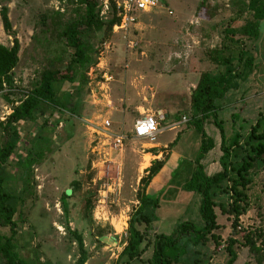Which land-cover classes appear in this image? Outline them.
I'll list each match as a JSON object with an SVG mask.
<instances>
[{"label":"rangeland","instance_id":"rangeland-1","mask_svg":"<svg viewBox=\"0 0 264 264\" xmlns=\"http://www.w3.org/2000/svg\"><path fill=\"white\" fill-rule=\"evenodd\" d=\"M116 1L119 3L122 0ZM244 1L162 0L157 10L163 11L168 19L166 22H144L143 27L133 26L128 35L114 33L107 43L100 47L97 45L96 64L88 73L89 86L84 93L80 92L78 84L57 86L59 96L67 100L69 109L51 111L45 118L52 124L62 118L73 121L71 126L61 123L50 137L47 133L43 134L50 139L46 143L49 149L41 164L34 168L32 182L35 192L32 196L24 194L20 164L35 146L42 131V121L18 125L22 139L5 166L4 174L6 188L15 197L11 205L17 210L14 220L18 224L17 244L23 259L31 264H78L82 253L74 236L77 232L83 237L88 254L86 264H151L152 246L157 234L173 235L184 222H192L200 229L205 227L200 211L202 197L183 191L184 184L194 171L193 163L199 144L196 133L190 129L192 101L188 88L194 91L193 87L197 88L205 73H223L226 68L224 61L234 56L239 59L244 43L246 58L252 56L255 62L251 69L244 62L239 67L242 73L240 103L233 111L240 115V119L241 112L245 113V124L239 123L241 128L244 127L241 132L243 140L259 116L264 114V21L259 38L252 41L246 39L243 27L253 16L249 12L241 15ZM0 2L2 7L9 8L10 20L21 44L20 64L14 72L16 90L0 94L2 145L4 134L1 123L12 114V102L23 99L49 63L62 56L58 32L65 22L76 18L80 5L72 0ZM202 7L207 17L216 18L215 25L200 30L197 38L191 42L181 40L179 46L178 35L182 27L175 23L176 16L183 10ZM110 10L109 2H104L102 16L109 18ZM169 11L175 15L169 16ZM56 13L64 16L59 26L53 19L57 18ZM0 42L7 47L14 45V38L4 31L1 14ZM132 44H135L134 48ZM176 52L185 56L184 63L173 62L176 57L173 53ZM237 65L236 62L232 67L236 68ZM104 73L114 77V81L108 84L114 110L105 108ZM174 73L194 75L184 89L182 79L173 77ZM230 100V97H225L223 103L226 105ZM166 104L170 113L176 107L171 113V125L178 124V115L182 120L179 123L183 122L184 117L187 121L174 132L168 128L169 123H162L161 129L164 131L154 142L165 147L180 136L177 145L170 144L167 149L151 147L152 142L136 138L133 132L134 122L140 117L136 107L143 105L156 112L158 106L166 108ZM101 117L112 122L114 134L126 136L123 151L115 150L112 141L87 128L89 121L100 124ZM220 119L227 125L226 121H231L230 112L221 114ZM210 122L209 131L211 127L216 130L217 134L213 137H218L221 146L220 131L214 121ZM220 146L210 155L207 164L212 163L216 155H223ZM148 153L156 156L162 153L163 156L152 159L145 157ZM157 160L164 161L166 165L159 183L153 188L152 198L159 201V207L148 211L155 217L149 232L145 225L139 227L141 231L148 232L149 238L144 246L148 244L149 249L141 259L131 261L121 256L129 239V222L139 207L141 179L147 176V170ZM214 162L217 164L218 159H214ZM144 168L145 172L142 173ZM215 170L208 172L205 168V173L213 177L222 168ZM252 177L254 182L249 191V211L242 216L236 234L240 240L247 231L264 226V162L256 163ZM65 194L70 195L66 199L67 208L63 205ZM221 198L226 206L227 198ZM217 214L221 226L215 232L220 238L219 246L211 241L206 247L198 249L203 264H226L228 261L225 246L234 234L232 218L220 209H217ZM3 223V217H0L1 236H11L10 228ZM237 252L239 258L236 264L253 261L248 249L239 247ZM0 264H5L2 257Z\"/></svg>","mask_w":264,"mask_h":264},{"label":"trees","instance_id":"trees-1","mask_svg":"<svg viewBox=\"0 0 264 264\" xmlns=\"http://www.w3.org/2000/svg\"><path fill=\"white\" fill-rule=\"evenodd\" d=\"M80 5L76 18L65 22L58 32V40L62 45V56L52 60L48 67L40 73L39 80L32 89L16 102H12V114L5 122L1 123L4 134V143L0 145V217L4 219V225L10 228L11 236L4 237L0 234V257L5 264H31L19 254L17 244L18 224L14 220L17 214L16 208L11 205L15 199L6 188L5 166L14 155L22 139L18 125L22 122L36 124L42 121L41 133L31 148L26 159L20 164L23 172L24 194L32 196L35 192L33 185L34 168L40 165L45 157L46 144L52 132L59 128L61 123L72 125L71 118H62L55 124L48 120L46 115L51 111L63 112L67 109V100L59 96L58 85H79L81 93L89 86L88 73L96 64L95 55L98 54L97 45L102 46L114 35V28L121 23V9L116 0H72ZM110 4V17L102 16L103 3ZM0 7H2L0 2ZM251 13L253 19L244 26V36L249 41L257 40L264 21V0H246L243 2L241 15ZM1 19L5 33L14 38V45L7 47L0 42V94L16 90L14 72L20 64L21 44L14 31L10 20L8 7H2ZM56 25L63 14L56 13ZM98 38L99 40H95ZM241 50L238 65L233 68L230 58L224 61L227 67L224 73L202 75L197 88L191 96L192 118L190 129L196 133L200 140V148L194 159V171L190 179L184 184L183 191L199 194L202 197L201 216L205 223L203 229L198 228L192 222H184L173 235L157 234L153 242L151 264H203L201 247H206L211 241L219 246L220 238L215 232L221 229L217 209L232 218L233 236L229 238L225 246L228 254L226 264H236L239 255L237 248L249 250L253 257L252 262L246 264H264V226L249 230L240 240L236 234L240 228L242 216L246 215L250 206L249 191L254 182L252 171L258 161L264 162V114L260 115L257 122L251 127L250 132L243 140L242 134L228 138L224 122L220 120L219 113L223 111L222 101L232 89L236 79L242 77L240 65L244 62L247 68H252L254 59L247 56L246 50ZM237 75L233 77L234 72ZM69 111V110H68ZM219 129L223 156L220 160L222 171L211 177L205 173L202 164L205 157L214 150V140L208 136L205 125L210 121ZM180 115L176 122H181ZM47 133L49 137L43 134ZM180 136L174 145L179 143ZM236 160V162H234ZM239 160V161H238ZM165 167V162L157 160L147 170V176L141 179V187L138 192L139 207L129 222V239L122 252V257H128L131 261L139 260L149 249L144 246L149 238L148 232L155 221L154 215L148 211L159 207V201L147 194V189L153 179L160 174ZM70 195L65 194L63 205L67 208L66 199ZM227 198L225 206L223 197ZM146 226L145 231L139 227ZM74 236L81 251L78 264H86L88 254L85 250L83 237L75 232ZM104 239V238H103ZM193 254V255H191ZM194 258V260H193ZM193 262H191L192 260Z\"/></svg>","mask_w":264,"mask_h":264},{"label":"crops","instance_id":"crops-1","mask_svg":"<svg viewBox=\"0 0 264 264\" xmlns=\"http://www.w3.org/2000/svg\"><path fill=\"white\" fill-rule=\"evenodd\" d=\"M157 9L154 10L153 12H151V13H148V14L142 13V14L138 15V23L136 24L135 27L136 28L137 27H143L144 26V22H149L150 24H157V23H164V22H166L168 19L164 17L165 14H163V11L162 10L161 11H158ZM173 15H175V13L169 11V16H173ZM174 21H175V23L178 26L182 27V31H180V33L178 35V39L180 41V43L178 45L181 46V44H182V41L181 40H183V41L185 40V41L191 42L193 39H196L197 38L198 32H200V30L203 31L207 27L208 28L209 27L212 28L213 27L212 25H215L213 23L216 22V18L215 17H211V16L210 17H207L206 10L202 7L201 9H196L195 8V9L183 10L182 13H180V14H178L176 16V18H175ZM261 28H262V24H261ZM243 29H244V27H243ZM193 54H195V52ZM193 54H192V56H193ZM142 55H144V53H142ZM173 55H176V57L174 56V58H173V62L174 63L182 64L186 60L185 56H183L180 53H177L176 52V53H173ZM230 61H232L233 64L236 63V62L238 63V58H236V56H234V57L230 58ZM226 69H227V67L225 68V71H226ZM237 74H238L237 71L234 72L233 77H235ZM192 75H194V74L191 73V74L185 75V74L174 73L173 77L176 76V77H179L180 79H182V87L184 89H186L188 87V84L190 83L189 82V78ZM241 79L242 78L236 79V81L233 83L232 89L226 95V97H230L231 100L226 105H225V103H223L224 100L222 101L224 108H223V112L221 111L222 113L221 112L219 113V115L221 117V114L230 112L231 121H226L227 122V125H224V127L226 126L227 128L229 126L228 129L226 128V133H227V137L228 138H233L238 133L239 134H242L243 133L242 130H243L244 127L241 128L239 126V123L245 124V121H246L245 120L246 119L245 118V113H243V111L241 112V115H242L241 116V119H240V115L235 114L236 112L233 111L234 109H236L237 105L240 103V91H241V88H242ZM193 89L195 90L196 89V86L193 87ZM188 90L190 91V96H192L193 91L190 90V88H188ZM145 101H147V100H145ZM166 106H167V104H166ZM105 108L114 110L115 109V105H114L113 101H112V107H110L109 104H105ZM166 108H162V107L160 108L158 106V109L155 112L153 110L146 109L143 105L137 106L136 107V110H137V112L140 115V117L137 120L143 118V116H145L147 114H153V115L156 114V115H159L160 113H162L165 116V118H166L163 123L164 124L165 123H167V124L169 123V127L168 128L170 129V131H173L174 132V131H176L179 128V126L183 122H185V119L186 118L185 117L183 118V122L182 123H179L178 122V124H176V125H175V123L171 125L170 124V122H171L170 119L172 117L171 116V113L173 112V110L176 109V107H173V110H171V113L170 112H167L168 106ZM176 111H180V110H176ZM247 117H249V116H247ZM137 120H135L134 125H135V123H136ZM186 121H187V119H186ZM211 123L212 122H210V123L208 122L205 125V130H206V133L208 134V136L211 137L214 140L215 148H214L213 151H211L205 157V159L202 162L203 166L205 168H207L208 172L209 171H216L215 169L218 168V167L219 168H222L221 167L220 160H221V158L223 156L222 154L221 155H216V158H213L212 163L207 164V161H208V158L210 157V155L213 154V152L215 151L216 148L218 150V147L220 146V140L218 141V137L217 136L215 138L213 137L215 135V133L217 134L216 130L213 127H211L210 128V131H209V127L212 125ZM163 131L164 130L161 129V133L159 135H161L163 133ZM176 138H178V136H176ZM197 139H198V143H199L198 144V150H199L201 143H200V140H199L198 137H197ZM175 141L173 143H175ZM173 143H170V144H173ZM169 145H166L165 147H163L161 144L153 143L150 146L151 147H157V148H160V149H167L169 147ZM221 145H222V139H221ZM220 148H221V146H220ZM198 150H197V152H198ZM160 155L163 156L162 153H160ZM146 156H150L152 159H155L156 157H159V156H156V155H154L152 153L145 154V157ZM214 159H218V163L217 164L214 162ZM150 165H151V162H150L149 166ZM145 169L146 168H144L143 170H141V172L142 173L145 172ZM165 169H166V165L163 168V170L160 172V174L158 176H156L153 179V181L151 182V184H150V186L148 188V195L150 197L153 196V188L156 187L154 185L157 184V183H159V181L161 179L160 176L164 174V170Z\"/></svg>","mask_w":264,"mask_h":264},{"label":"built area","instance_id":"built-area-1","mask_svg":"<svg viewBox=\"0 0 264 264\" xmlns=\"http://www.w3.org/2000/svg\"><path fill=\"white\" fill-rule=\"evenodd\" d=\"M161 2L162 0H122L118 4L121 9V23L114 28V33L128 35L132 27L136 26L138 23V13H151L160 6ZM134 47L135 44H132V48ZM103 79L105 80L103 85V91H105L104 97L107 98V104L112 107L108 84L114 81V77L108 73H104ZM156 116L153 114H147L136 121L133 131L136 138L140 140H148L152 143L157 141L161 132L162 123L166 118L162 113ZM87 124V128L93 131V133L102 135L112 141V147L115 150L123 151L127 138L124 134H114L112 132L113 124L109 119L101 117L100 124L91 121L87 122Z\"/></svg>","mask_w":264,"mask_h":264},{"label":"water","instance_id":"water-1","mask_svg":"<svg viewBox=\"0 0 264 264\" xmlns=\"http://www.w3.org/2000/svg\"><path fill=\"white\" fill-rule=\"evenodd\" d=\"M103 241H105V239Z\"/></svg>","mask_w":264,"mask_h":264}]
</instances>
